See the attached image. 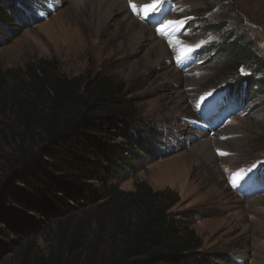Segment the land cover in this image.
Listing matches in <instances>:
<instances>
[{
    "label": "rangeland",
    "instance_id": "obj_1",
    "mask_svg": "<svg viewBox=\"0 0 264 264\" xmlns=\"http://www.w3.org/2000/svg\"><path fill=\"white\" fill-rule=\"evenodd\" d=\"M148 6L158 11L143 17L132 12L134 21L116 12L106 32L98 28L88 1H0L12 20L17 19L11 9L22 15V23H11V33L0 28V186L20 147L40 142L39 131L31 142L12 109V98L20 97L46 110V98H37L23 79L27 66L54 62L60 75L83 83L108 75L126 85L143 124L163 134L159 140L170 150L138 163L119 190L131 193L146 184L154 192L173 191L179 197L171 209L175 221L195 231L202 241L196 254L210 264H264V184L239 187L259 171L264 180V96L257 97L251 85L234 86L251 71L243 65L235 78L232 54L217 50L240 38L264 61V0H153ZM167 21L182 24L165 30ZM143 27L161 44L148 39L134 47L132 37ZM182 41L191 49L177 46ZM214 134L223 149L202 150L200 142ZM116 206L109 207L112 221L104 225L91 208L45 225L38 234H11L15 243L0 252V264H110L125 232L134 229L126 219L113 224Z\"/></svg>",
    "mask_w": 264,
    "mask_h": 264
},
{
    "label": "trees",
    "instance_id": "obj_2",
    "mask_svg": "<svg viewBox=\"0 0 264 264\" xmlns=\"http://www.w3.org/2000/svg\"><path fill=\"white\" fill-rule=\"evenodd\" d=\"M11 11L17 20L0 7V28L6 31L11 23H22L21 13ZM217 50L232 54L235 78L243 65L251 71L234 86L251 85L257 97L264 96V61L250 44L236 38ZM56 66L30 64L22 73L37 98H46L45 111L27 99L12 98L20 128L33 144L35 132L41 135L37 145L20 147L0 186V252L15 243L11 234H38L79 210L97 209L98 224L104 225L112 221L109 207L114 204L113 224L124 225L126 219L134 229L125 232L124 245L110 264H210L196 254L202 241L195 231L175 221L171 209L179 197L173 191L154 192L146 184H137L131 193L119 190L138 163L170 151L159 140L163 134L143 124L126 85L101 73L88 83L68 79ZM2 86L0 80V93Z\"/></svg>",
    "mask_w": 264,
    "mask_h": 264
},
{
    "label": "bare ground",
    "instance_id": "obj_3",
    "mask_svg": "<svg viewBox=\"0 0 264 264\" xmlns=\"http://www.w3.org/2000/svg\"><path fill=\"white\" fill-rule=\"evenodd\" d=\"M75 1L77 3H84L85 1H88L91 4L93 19L96 21V24L100 30L107 32L110 29V27H113L111 23H112V18L114 17V14L116 12L123 13L127 20L132 19V21H134L132 17L133 10L128 0H75ZM152 1L153 0H132V2L137 4L138 8L140 5H145L146 9H149L148 5H150ZM118 24L120 25L119 22ZM117 28H118L117 33H120L121 28H119L118 25H117ZM142 29L143 30L135 33L134 36L132 37V45L134 47L139 48L144 43H146L148 39L153 41L152 44L154 46L161 44L162 40L158 39L155 36L153 37V33L151 32V29L149 27H143ZM177 39H173V41ZM182 42L184 45L188 44L184 41ZM177 46H180V42L177 44ZM182 48H185V47H182ZM168 56L169 54L167 52H164L162 54V58L165 60L168 58ZM188 75L190 77H193V74L191 73H189ZM190 77H188L187 79L189 80L192 86H196V79L190 78ZM209 135L205 136L204 139L200 142L199 144L200 148L202 150H205V149L207 150L213 147L217 149L218 147L220 149H223L222 148L223 144L222 142L219 141L218 137L215 134L213 136H209ZM214 154H215V150H214Z\"/></svg>",
    "mask_w": 264,
    "mask_h": 264
},
{
    "label": "snow or ice",
    "instance_id": "obj_4",
    "mask_svg": "<svg viewBox=\"0 0 264 264\" xmlns=\"http://www.w3.org/2000/svg\"><path fill=\"white\" fill-rule=\"evenodd\" d=\"M129 3H130V6H131L134 14H137V15H139L141 17L145 16L147 14V11H158V9L155 8V7L146 10L145 5H140L139 8H138L137 4L132 2V0H129ZM181 24H182L181 21H167V25H166V29L165 30H167V28H171V29L174 30L176 27H179ZM170 45H171V41H170ZM180 46L181 47H185L188 50H190L191 47H192V46H189V45H184L183 42H180ZM241 72L243 73L244 69H241ZM221 154H224V153H221ZM243 171L244 170H241V172H243ZM238 178L242 179L243 177L240 176ZM233 186L234 187L236 186L235 181H233Z\"/></svg>",
    "mask_w": 264,
    "mask_h": 264
},
{
    "label": "flooded vegetation",
    "instance_id": "obj_5",
    "mask_svg": "<svg viewBox=\"0 0 264 264\" xmlns=\"http://www.w3.org/2000/svg\"><path fill=\"white\" fill-rule=\"evenodd\" d=\"M250 178L252 179V181H256L253 176H250Z\"/></svg>",
    "mask_w": 264,
    "mask_h": 264
}]
</instances>
